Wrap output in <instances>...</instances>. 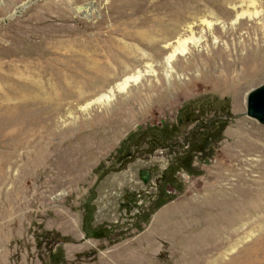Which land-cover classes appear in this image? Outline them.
<instances>
[{
    "label": "rangeland",
    "instance_id": "rangeland-1",
    "mask_svg": "<svg viewBox=\"0 0 264 264\" xmlns=\"http://www.w3.org/2000/svg\"><path fill=\"white\" fill-rule=\"evenodd\" d=\"M263 83L264 0H0V264H264Z\"/></svg>",
    "mask_w": 264,
    "mask_h": 264
},
{
    "label": "bare ground",
    "instance_id": "bare-ground-1",
    "mask_svg": "<svg viewBox=\"0 0 264 264\" xmlns=\"http://www.w3.org/2000/svg\"><path fill=\"white\" fill-rule=\"evenodd\" d=\"M149 1V0H148ZM165 3V2H164ZM167 3V2H166ZM169 3V2H168ZM144 4V3H143ZM147 4V3H146ZM250 4L253 6V3L252 1H250ZM167 5V4H166ZM173 5V4H172ZM256 5V4H255ZM145 6V5H143ZM169 6V5H167ZM171 6V4H170ZM163 7V6H162ZM142 8V7H141ZM150 8V7H149ZM155 9V8H154ZM171 9V8H170ZM174 9V8H173ZM176 9V8H175ZM162 10V9H161ZM151 11V10H150ZM168 11V10H167ZM173 11V10H171ZM170 11V12H171ZM257 11V10H256ZM248 12V11H246ZM246 12H243L241 13V15L238 16V18L241 16H244L246 14ZM257 15V12H254V13H249L250 17L251 15ZM258 16V15H257ZM148 18V17H147ZM256 18V17H255ZM200 22L206 26H208V28L211 30V27H212V23L211 22H208L207 20L205 19H199ZM193 28H194V25L193 24H188L187 26H185V28L183 29V32L177 36V39L174 43H170L169 45H166L168 46L170 49H171V53L168 55V57L166 58V63H167V67H168V72H170V70H172V62L174 61V59L176 58L177 55H184V54H187V52L189 51V44L191 43L194 47H197L199 42L201 41V36L199 38H196L195 35H194V31H193ZM197 60V58H196ZM10 65V64H9ZM169 74V73H168ZM43 76V75H42ZM140 78V73H138V75H133V76H130V77H127L126 79H124L123 81L119 82L116 84L115 87H113L111 89V91H109V93H101L100 95H98V97L96 99H94L93 101L87 103V105L85 106V108H88L89 106H91L93 103H100V104H103L105 102H108L112 97H113V94H114V90H118L119 92H123L126 90V88L129 86V84L131 82H137ZM35 81V80H34ZM38 84V83H37ZM36 85V84H35ZM84 95V94H83ZM79 96V95H78ZM86 96V95H85ZM88 97V96H87ZM74 98V97H73ZM59 99V97H58ZM38 103V102H37ZM56 103V102H55ZM29 104V103H28ZM11 105V104H10ZM62 105H60L61 107ZM47 107V106H46ZM43 108V107H42ZM50 108V107H49ZM39 109V108H38ZM62 109V108H61ZM38 111V110H37ZM56 113V112H55ZM54 113V114H55ZM44 127V126H43ZM24 130V129H23ZM26 130V129H25ZM43 133V132H42ZM45 140V139H44ZM42 142V141H41ZM44 143V142H43ZM38 147V146H37ZM240 175V174H239ZM242 175V174H241ZM240 177H244V176H240ZM237 178V177H236ZM229 179V178H228ZM239 179V178H238ZM242 180V179H241ZM246 180V178H245ZM238 181V180H237ZM232 182V181H231ZM245 182V181H244ZM258 182V188H255L257 189L254 193L253 191L251 190H247L245 193H244V196L243 197H252L254 195H259V194H262L264 192V182ZM250 183V182H248ZM48 184V183H47ZM233 185V184H232ZM231 185V186H232ZM246 185V184H245ZM230 186V185H228ZM235 186V185H234ZM233 187V186H232ZM236 187V186H235ZM248 187V186H246ZM227 188V187H226ZM241 188V187H240ZM244 188V187H242ZM254 188V187H253ZM252 188V189H253ZM224 189V188H223ZM236 190V188H235ZM227 191V190H226ZM239 191V190H238ZM244 191V190H243ZM241 191V192H243ZM240 194V193H239ZM223 195V194H222ZM234 195V194H233ZM230 196V195H229ZM240 196V195H238ZM225 197V195H224ZM223 197V198H224ZM228 197V195H227ZM221 198V197H220ZM231 198V197H230ZM239 198V197H238ZM242 199V197H241ZM229 200V199H228ZM246 200V199H245ZM250 200V199H249ZM222 201V200H221ZM241 201V200H240ZM236 202V201H235ZM238 202V201H237ZM234 203V202H233ZM223 204V203H222ZM232 205H235V204H232ZM231 205V206H232ZM238 205V204H237ZM222 206V205H221ZM240 207V206H239ZM238 208V207H237Z\"/></svg>",
    "mask_w": 264,
    "mask_h": 264
},
{
    "label": "water",
    "instance_id": "water-1",
    "mask_svg": "<svg viewBox=\"0 0 264 264\" xmlns=\"http://www.w3.org/2000/svg\"><path fill=\"white\" fill-rule=\"evenodd\" d=\"M245 115L250 118L255 119L257 122L264 125V83L250 90L247 93ZM143 174H144V171H140V177L145 181L146 179L143 176ZM99 180L90 189L89 191L90 197L86 200V204H89L90 202H92L94 191H95L97 184L99 183ZM89 235L92 236V234H89ZM88 237L90 236H87V238Z\"/></svg>",
    "mask_w": 264,
    "mask_h": 264
},
{
    "label": "trees",
    "instance_id": "trees-1",
    "mask_svg": "<svg viewBox=\"0 0 264 264\" xmlns=\"http://www.w3.org/2000/svg\"><path fill=\"white\" fill-rule=\"evenodd\" d=\"M195 104V102H189L188 104H187V106H185V107H183V110H186L187 108H189L188 106H190V105H194ZM187 107V108H186ZM185 108V109H184ZM189 122H192L190 119H189ZM221 127H222V125H221ZM56 258V257H55ZM53 261H54V258L52 259Z\"/></svg>",
    "mask_w": 264,
    "mask_h": 264
}]
</instances>
